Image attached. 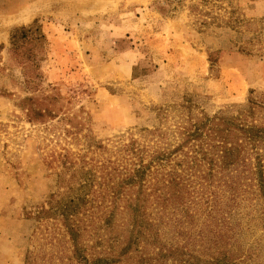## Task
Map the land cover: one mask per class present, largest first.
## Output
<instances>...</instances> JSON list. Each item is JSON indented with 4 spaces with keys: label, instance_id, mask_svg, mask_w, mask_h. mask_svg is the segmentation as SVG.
I'll return each mask as SVG.
<instances>
[{
    "label": "rangeland",
    "instance_id": "obj_1",
    "mask_svg": "<svg viewBox=\"0 0 264 264\" xmlns=\"http://www.w3.org/2000/svg\"><path fill=\"white\" fill-rule=\"evenodd\" d=\"M0 264H264V0H0Z\"/></svg>",
    "mask_w": 264,
    "mask_h": 264
},
{
    "label": "trees",
    "instance_id": "obj_2",
    "mask_svg": "<svg viewBox=\"0 0 264 264\" xmlns=\"http://www.w3.org/2000/svg\"><path fill=\"white\" fill-rule=\"evenodd\" d=\"M23 32H24V30H23ZM17 33H18V30H17L16 33H13L11 35L12 45L14 46V48L18 47L17 43H18L19 39L24 35L23 34L20 37V36H18ZM236 128H238V127H235V126H233V127H224L222 131L225 132L226 134H222L221 132H217V134L219 135V138H222V141L224 143L221 146L222 147V155L220 156V164H219V170L220 171L227 169L229 166H231L233 164H238V159H239L240 153H241V150L239 148L240 146L236 145V143H234L233 145H228L229 137L234 134V130ZM240 130L245 131V129H243V128H241ZM253 135L254 134L250 135L249 139L254 138ZM196 160H197V157H193V162H194L195 165H198L201 161L206 160L207 163L209 164L210 171L212 169H214V167L217 166V164L215 163V160L213 159V157L209 156L207 154H204L203 157H201V159H199L198 162ZM210 174H211V172L208 175H210ZM128 182L132 183V182H135V181H128ZM180 184L181 183L179 181H177V180L175 181V184H174L173 188H171V190H173V193H170V195L171 196H175L177 200H180L182 202L181 197L183 196V194H182V188H181L182 186ZM229 188L231 189L230 191L232 192V195L236 194V192L238 190V182H232L230 184ZM113 192H115V191H113ZM114 194L118 195L116 192ZM235 197L236 196H234L232 199H235ZM157 198H160V196H158ZM166 200H168V199H166ZM112 205L114 206V208H117L116 205H114L113 203H112ZM107 212L104 213V217H105L104 220H105L106 224L110 228V225L112 224V221L115 218V214L113 213L112 210L111 211L108 210ZM227 229H229V231H231L232 227H227ZM73 230L74 229H71V232ZM219 230L221 231L223 229H219ZM154 233H156V232H154ZM73 235H74V237H72V241L74 242V247H77V240H76L77 239V235H75V231L73 232ZM223 236H225V234ZM108 249L110 250V252L112 254L111 245L108 247ZM117 257H119V254H118ZM110 261H114V260H110ZM106 262H109V261H106Z\"/></svg>",
    "mask_w": 264,
    "mask_h": 264
}]
</instances>
